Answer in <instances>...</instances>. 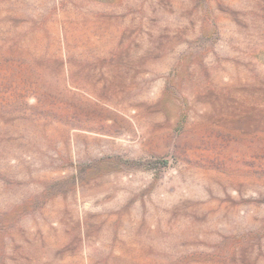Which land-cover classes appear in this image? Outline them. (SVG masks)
I'll return each mask as SVG.
<instances>
[{"label":"rangeland","instance_id":"1","mask_svg":"<svg viewBox=\"0 0 264 264\" xmlns=\"http://www.w3.org/2000/svg\"><path fill=\"white\" fill-rule=\"evenodd\" d=\"M0 264H264V0H0Z\"/></svg>","mask_w":264,"mask_h":264}]
</instances>
